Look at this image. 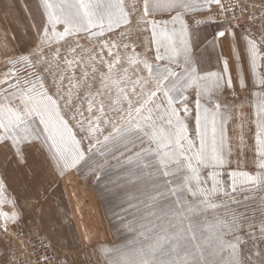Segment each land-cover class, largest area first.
<instances>
[{"label":"snow or ice","instance_id":"obj_1","mask_svg":"<svg viewBox=\"0 0 264 264\" xmlns=\"http://www.w3.org/2000/svg\"><path fill=\"white\" fill-rule=\"evenodd\" d=\"M39 2L46 15V25L38 33L39 43L30 55L8 57L6 63L11 68L0 78V144L10 142L15 154L23 158L21 146L33 147L39 141L40 150H47L61 176L72 169L103 173L109 161L116 160L128 181L142 187L141 202L146 214L139 224L138 238L120 248L103 246L107 264H247L251 258L241 254V244L246 241L239 232L245 223L252 229L257 222L254 215L239 208L247 210L249 200L256 201L255 212L261 216L259 235L250 232L249 237L257 248L256 242L264 241V196L257 199L254 195L264 191V92L253 93L257 97L253 148L256 171H228L232 149L225 124L231 114L222 111L219 101L225 88L233 87L228 62L224 61L222 72L201 74L191 56V32L184 19L185 14L210 10L212 5L220 6L223 14L232 10L231 5L225 6L222 0H142L136 24L150 33L157 61L152 63L146 54L135 52L130 43L124 42L130 39L132 25L125 0ZM173 12L170 19H157L158 14ZM205 22L213 21H197L196 26ZM61 25L63 31L58 30ZM124 26L128 27L121 32L119 44L107 39L95 55L65 57L67 67L59 78L51 73L55 93L50 94L36 68L47 65L46 72L59 68L60 49L57 47L52 59H48L43 55L46 48L80 33L99 38ZM217 35L223 37L225 31ZM247 43L254 84L264 86V77L257 71L258 61L264 56L255 40L248 39ZM121 47L131 48L132 54L122 55ZM78 48L83 46L77 42L69 51L76 53ZM104 49L109 59L104 57ZM150 50L146 48V52ZM85 51L91 53L90 49ZM34 56L39 58L33 61ZM97 63L103 64L106 71H99ZM17 65L23 66L24 75ZM77 67L80 78L76 77ZM97 74L100 87L93 91ZM66 75L67 91L63 83ZM244 84L241 75V87ZM81 88L86 89L83 99L79 95ZM189 89H195L196 96L192 135L186 123L190 114ZM106 96L111 99L107 105ZM68 109L82 133L79 138L65 119ZM106 128L110 130L105 134ZM204 170H208L207 176L201 175ZM238 192L250 195L240 200L234 195ZM3 203L0 181V205ZM16 219L15 213L10 216L0 211V230L7 232L8 222ZM256 255L261 257L259 264H264V249ZM44 260L47 264L48 257Z\"/></svg>","mask_w":264,"mask_h":264},{"label":"rangeland","instance_id":"obj_2","mask_svg":"<svg viewBox=\"0 0 264 264\" xmlns=\"http://www.w3.org/2000/svg\"><path fill=\"white\" fill-rule=\"evenodd\" d=\"M241 1L243 20L251 24L250 32L252 33L243 30L242 25L225 22L218 5H212L210 10L191 12V15L192 18L208 17L210 20H215L218 15L217 7H219L221 23L235 28L246 41L255 40L260 48V55L264 56V0ZM125 4L132 19V25L130 39L124 42L130 43L135 48V52L141 55L146 54L152 63H157L154 45L150 44V33L142 31L143 26L136 24V18L141 14L142 0H125ZM133 8L137 10L133 11ZM166 14H158L157 19H166L164 17ZM253 14L259 16L258 21H251L249 16ZM0 24V78H3L11 68V65L6 63L8 57L30 55L35 49L39 43L38 33H42V28L46 25V15L39 0H0ZM214 26H206L205 23L200 24L199 27L189 26L191 56L201 74L224 70V63L217 57L213 39V34H216L219 26L216 23ZM126 27L128 26L115 29L99 38L80 33L76 37L66 38L58 45L53 44L51 48H46L43 55L48 59H52L57 47L60 49L59 68L53 67L48 72L45 71L47 65H38L36 68V71L44 77L50 94L55 93L51 73L55 72L59 78L61 71L67 67L63 63L65 57L73 59L75 56L82 55L87 58L89 54L95 55L100 52L102 42L107 39L115 40L119 44L121 32L125 31ZM58 30L63 31V26H58ZM77 42L83 48H78L76 53H71L69 49L75 47ZM4 45L7 47L5 48ZM148 47L151 50L146 52ZM246 48L248 73L242 75L245 88L240 85L241 75L232 74L233 87L225 88L219 101L222 111L231 114V119L225 124L228 144L232 149L229 157L231 163L226 166L227 170L239 169L254 173L256 169L253 148L257 97L253 93L264 92V86L254 84L255 75L251 68L248 43ZM88 49L91 53L85 51ZM119 51L122 55L125 52L132 54L131 48L125 50L121 47ZM103 54L106 59H109L107 49H104ZM31 58L35 61L39 57ZM99 59L97 55V61ZM258 63L260 66L257 71L261 77H264V59L259 60ZM96 67L99 71H106L101 63H97ZM17 68L21 69V75L25 74L22 65H17ZM175 70L180 71L179 67H175ZM75 72L76 77L80 78L79 67ZM67 75L63 82L65 91L68 88ZM92 83L93 91L99 89L98 74L97 79ZM85 91V88L79 90L81 99ZM187 95L190 114L186 117V123L192 135L196 115L195 89H189ZM114 97L115 92L112 93V98ZM104 99L106 105L111 103L109 97L106 96ZM75 102L79 103V101ZM224 105L228 107H223ZM83 107H86V103ZM71 114V109L65 110V119L69 121V125L79 138L82 133L79 132L75 121L70 118ZM85 115H87L86 112ZM180 115L184 117L183 112ZM109 130L106 128L105 134ZM34 145L28 148L22 145L24 156L21 158L15 154V149L10 146V142L0 144V181L3 182L4 196L0 211L10 216L13 213L17 215L15 222H8L7 232L0 230V264H31L27 252L44 242L52 255V262L49 264H107L101 251L103 246L120 248L138 238L139 224L143 222L142 217L146 214L144 204L141 202L142 187L128 181L125 170L117 165L116 160H110L109 166L103 173L90 174L72 169L61 176L51 163L47 150H40L42 146L39 141L34 142ZM207 171L204 170L201 175L207 176ZM234 195L243 200L250 193L238 192ZM254 195L258 199L264 196V191H258ZM132 196L140 199H130ZM188 199L191 200L192 197L189 196ZM246 203L247 210L240 207L239 211L246 212L249 216L254 215L257 227L249 229L245 223V227L239 232L241 238L246 241L241 244V254L246 259L251 258L247 260V264H259L261 257H258L256 252L264 249V241L258 240L256 243L259 247H254L249 233L255 232L259 235L258 222L261 216L259 212H255L257 207L255 200H249ZM232 207L237 206L232 205ZM208 215L211 219V212ZM0 223L3 221L0 220ZM129 225L137 231H130Z\"/></svg>","mask_w":264,"mask_h":264},{"label":"crops","instance_id":"obj_3","mask_svg":"<svg viewBox=\"0 0 264 264\" xmlns=\"http://www.w3.org/2000/svg\"><path fill=\"white\" fill-rule=\"evenodd\" d=\"M202 2V0H198ZM217 18L211 20L213 22H205L206 26H214V23L218 24L219 29L216 31V34H213V39L215 41V47L217 51V57L222 60L224 63L225 60L228 62V74L230 75H246L248 73V64H247V41L245 37L241 35L235 28L228 25H224L220 21L219 7H217ZM171 15L175 13H167L164 15L166 19H170ZM184 19L187 20L189 26H196L197 21H208V17L197 18L193 17L191 13H187L184 16ZM1 26V24H0ZM215 27V26H214ZM219 31H225V35L220 37L217 35ZM234 33V35H233ZM245 88V87H244Z\"/></svg>","mask_w":264,"mask_h":264},{"label":"built area","instance_id":"obj_4","mask_svg":"<svg viewBox=\"0 0 264 264\" xmlns=\"http://www.w3.org/2000/svg\"><path fill=\"white\" fill-rule=\"evenodd\" d=\"M222 3L225 6L231 5L232 7V10L225 11L223 14H221L224 21L230 24L242 25L244 28L243 30L250 32L252 28L251 24L243 20L244 16L242 13V1L222 0ZM249 17H251L252 22H256L259 19V16L257 14H253ZM27 256L30 258L31 264H46L44 257H48L47 264L52 262V255L49 252V247L45 242L35 248H32V250L28 251Z\"/></svg>","mask_w":264,"mask_h":264}]
</instances>
